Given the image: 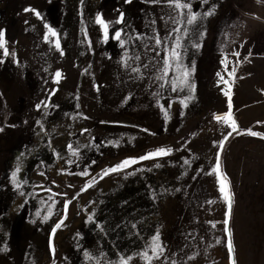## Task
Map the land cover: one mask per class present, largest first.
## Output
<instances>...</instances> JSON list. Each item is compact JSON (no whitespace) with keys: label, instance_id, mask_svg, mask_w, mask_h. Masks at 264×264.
Segmentation results:
<instances>
[{"label":"rangeland","instance_id":"374dc122","mask_svg":"<svg viewBox=\"0 0 264 264\" xmlns=\"http://www.w3.org/2000/svg\"><path fill=\"white\" fill-rule=\"evenodd\" d=\"M214 2L216 14L199 21V31L205 32L202 47L197 51L190 46L197 36L185 43L184 64L191 67L195 62L194 99L182 109L176 94L165 92L160 103L166 108V101L175 98L165 123L152 95L159 89L148 79L150 73L142 64L155 56L151 48L143 47L154 45L147 39L153 35V28L164 35L172 26L164 22L170 12L166 6L144 0H84L83 4L80 0H0V29H6L9 48L19 61V66L11 58L0 64V127L4 128L0 132V249L7 248L0 251V264H51L48 237L51 225L63 213L62 202L75 196L90 177L98 178L102 169L158 147H171L173 152L111 173L72 200L64 226L53 238L56 264H84L83 249L95 254L103 250L111 259L116 258L117 251L131 254L157 229L167 249L165 256L170 258L168 264L172 259L179 264H228L222 223L226 205L214 174H207L218 150L212 142L225 131L212 114L227 110V98L220 91L223 84L218 83L216 73L225 74L220 64L222 55L228 56L232 67V51H240L241 59L252 51L251 63L244 61L237 69V76L244 78L233 86V115L241 129L264 131V125L256 124L264 121V0ZM26 7L39 11L43 19L24 12ZM207 7H200L199 0L194 2V11L203 12ZM120 11L125 14L124 22L116 24ZM97 13L111 22L110 36L117 29L123 30L130 56L134 52L141 55V62L129 63L140 66L144 80H138L130 68L121 67L125 49L111 38L103 41L95 23ZM45 23L59 33L63 57L54 46L43 42ZM138 33L144 35L143 42L129 39ZM56 70L63 77L58 85L51 79ZM53 88L57 91L49 99ZM188 94L186 90L182 95ZM41 101L58 107L42 106L37 111L35 105ZM36 120H41L45 132H39ZM83 128L88 131L80 135ZM68 142L88 145L81 148L79 168L53 155L55 149L66 156ZM27 150L31 154L23 159L18 174L22 187L14 189L10 173L16 158ZM221 166L234 196L230 227L237 264H264V237L247 239L240 228L241 210L246 202L250 205L251 193L263 191L264 140L233 137L221 152ZM62 167L74 173L87 167L90 177L60 173ZM40 185L51 191H44ZM53 193L67 196H53L56 215L41 222ZM254 203L258 205L257 200ZM38 211L41 216L36 215ZM90 214L103 232L95 223L85 222ZM189 255L195 259L188 260Z\"/></svg>","mask_w":264,"mask_h":264},{"label":"snow or ice","instance_id":"6c2138e0","mask_svg":"<svg viewBox=\"0 0 264 264\" xmlns=\"http://www.w3.org/2000/svg\"><path fill=\"white\" fill-rule=\"evenodd\" d=\"M81 4H83L84 0H80ZM125 3H131V0H124ZM144 2L151 4V5H164L170 12L168 14V19L165 20V24L171 23L170 28L165 29V34L161 35L158 31L153 28V35L151 37H147L149 41H154V45L150 44H143L145 49L151 48L152 51L155 52V56L152 58L149 63H143L142 67L150 73L148 79L151 81L152 84L156 85L159 91L152 93L153 97L155 98V106L159 108V111L163 114L164 121L170 119L169 109L172 108V103L174 102L175 98H170L166 101L167 108L164 104L160 103V98L163 94L167 91L171 93H175L176 96L179 98V104L181 105L182 109H186L189 105V102L194 99V92L196 85L193 82L192 75L195 71V62L193 61L191 67L187 66L183 62V57L187 52L185 48L186 42H191L193 36H197L198 39L195 42H191V48L199 51L202 47L200 43L205 36L204 31H199L201 25L199 24L200 20L208 19L216 14L217 5L214 0H199L200 7L208 6L207 9L203 12L194 11V2L195 0H144ZM257 2H261V0H257ZM24 12L33 13L38 19H43L41 13L34 8L26 7L23 9ZM119 11V10H118ZM124 12H119V17L116 19V24H122L124 22ZM161 19H164L161 17ZM27 23V21H25ZM95 23L99 26L102 32V39L104 42H107L110 38L118 42L119 46L124 50V53L121 57L120 64L121 67L125 70L131 69V73H136V78L138 80H144L145 75L141 72L140 66L133 67L129 61L133 62H141V55L137 53H133L131 56L127 48H125L126 40L123 38L124 33L122 29L115 30L110 36V21H106L101 13H97L95 16ZM83 24V20L81 21ZM152 25L156 24L155 20L151 21ZM44 33H43V42L54 46L56 52L59 53L61 57L65 55L60 41V35L57 30L52 27L51 25L45 23L44 24ZM84 33V38L87 40L88 36L84 29H81ZM129 39H135L138 41L143 42L145 39L144 35L138 33L135 37H129ZM89 47H91V42L89 41ZM240 48L244 47V44L241 43L239 45ZM232 57H234L233 66L229 67V59L227 55H222L220 59V64L223 66L224 75L221 72H217L216 75L219 77L220 84H223V87L220 88V91L223 95L227 98V110L222 114H212V119L216 122V124L220 125L222 128L225 129L221 133V138L218 140H214L212 142L213 147L217 148L218 150L215 153V163L211 167V171L207 174L215 176L216 184L218 185V191L220 193V197L222 198L224 204L226 205V210L224 212V219L223 223V232L226 236V243L225 247L227 249V261L228 264H237L235 258V245L233 242V231L230 227V219L232 214L234 196L231 192L230 183L228 181L227 176L222 171L221 166V152L225 146L226 141L229 140L230 137L236 136H248L252 138H258L260 140H264V131H254L251 127L241 129L239 124L237 123L236 119L233 115V86L237 79H243V76H237V69L240 65L247 61L251 63L252 51L249 50L248 54L241 59V52L240 51H232L230 53ZM11 58L12 62L19 66V61L17 59V53L11 51L8 45V41L6 39V29H0V64H4L5 61ZM151 64V69L149 65ZM154 69V71H153ZM87 72V70H85ZM83 74V73H82ZM250 75V73H249ZM62 73L60 70H56L54 74H51V79L54 84H59L62 79ZM47 83V81H45ZM93 87L99 91V86L93 83ZM189 93L188 95H182L185 91ZM57 89L53 88L50 90L49 99L51 95H54ZM261 94L264 95V90H261ZM79 97L77 96V100ZM127 97L125 98V102H127ZM44 108H51V107H58V105H52L50 103H46L45 101H41L35 105L37 111ZM76 108H79V104L76 105ZM67 116L68 113H65ZM77 116L81 114L79 112L76 113ZM180 115L183 116L184 112L181 111ZM87 119L88 117H83ZM75 119V117H73ZM27 123V121H25ZM36 125L39 128V132H45V128L41 120L35 121ZM101 123H105L101 121ZM257 125H264V121H257ZM8 127H15V125H6ZM179 130V129H178ZM4 128L0 127V132H3ZM88 131L87 128H83L80 131V135H84ZM143 131H147V129H143ZM39 135V133H38ZM71 135V134H70ZM108 143H113L109 141ZM118 143V142H117ZM88 145H80L79 143L68 142L65 146L66 148V156L61 155L60 152H57L53 149V155L56 156L57 160H63L65 164L72 166L75 165L77 168L80 167L79 161L81 159V148L87 147ZM48 147L52 148L51 141L48 142ZM173 152V148L171 147H158L154 151L146 152L143 155L138 157H129L121 160L119 163L102 169L101 173L98 174L97 177H90V173L87 167L81 169L79 172H71L68 168H60L58 171L60 173H67L69 175H78L82 177H90L87 180L83 187L80 189L79 192L76 193L70 199L64 200L63 203V213L59 216V218L53 222L50 229V234L48 237V250L52 256L51 264H56V249L53 243V238L55 237L57 230L61 229L64 226V222L67 219V210L69 205L72 203V200L76 199L79 196L80 192H84L89 188H92L98 183V180H102L104 177L108 176L111 173H119L124 171L125 169L130 168L131 166L138 164L142 161L147 160H155L160 157L169 156ZM31 150H27L26 152H21L19 156L16 158V164L14 169L10 173V181L14 187V189H19L22 187L21 180L18 179V174L22 170V163L23 159L26 155H30ZM43 163V162H42ZM94 164L95 161H92ZM184 163L187 165L189 161L185 160ZM160 165L157 164L156 167ZM40 175H44L43 172L39 173ZM131 173H129L130 175ZM195 179V177H193ZM55 184V181H53ZM71 187V185H69ZM44 191L50 192L51 189L45 188L43 185H40ZM176 191H180V189H176ZM20 196H24V192H19ZM53 196H67V193H53L52 196H49V200L51 201L48 204L46 210L43 212V215L40 211L36 213L37 216L42 215L41 222H47L52 218V216L56 215L55 212V205L57 201L53 199ZM27 203V200L24 201ZM207 203L211 204L212 201H207ZM21 207L23 205H20ZM86 223H95L97 229L101 232L104 231L102 226L99 223H96L94 220V214H90L86 218ZM136 224L133 223L131 227L133 229L136 228ZM215 227V225H213ZM136 235H139L137 233ZM77 236L79 234L77 233ZM219 243V240L217 241ZM77 250H81L79 245H77ZM166 247L161 241V234L159 229L156 230L155 234H152L147 240H145L142 247H138L137 250L132 251L131 254H124L117 251L115 255V259H111L108 257L103 250H97L98 254H95L93 251L88 249H83L82 254L84 258V264H156V262H160V264H168L169 257L165 256ZM0 251H7V248L0 249ZM176 255L173 253V256ZM66 259V258H65ZM188 260H194L195 256L189 255L187 257ZM171 264H179V262L175 259L171 260Z\"/></svg>","mask_w":264,"mask_h":264},{"label":"crops","instance_id":"0c3cea01","mask_svg":"<svg viewBox=\"0 0 264 264\" xmlns=\"http://www.w3.org/2000/svg\"><path fill=\"white\" fill-rule=\"evenodd\" d=\"M261 193L256 195L251 193L250 205L246 202L241 210V226L243 233L248 236H255L257 240H262L264 237V181L261 183ZM254 200L258 202L256 206ZM252 239V238H250Z\"/></svg>","mask_w":264,"mask_h":264},{"label":"trees","instance_id":"16d2710c","mask_svg":"<svg viewBox=\"0 0 264 264\" xmlns=\"http://www.w3.org/2000/svg\"><path fill=\"white\" fill-rule=\"evenodd\" d=\"M233 137H235V136H233ZM233 137H230L228 141H230ZM226 142H227V141H226ZM230 223H231V219H230Z\"/></svg>","mask_w":264,"mask_h":264}]
</instances>
